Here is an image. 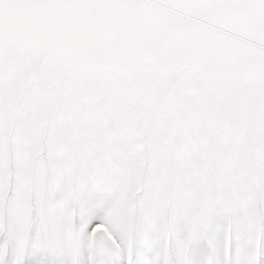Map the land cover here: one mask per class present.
<instances>
[{
	"label": "snow or ice",
	"instance_id": "6c2138e0",
	"mask_svg": "<svg viewBox=\"0 0 264 264\" xmlns=\"http://www.w3.org/2000/svg\"><path fill=\"white\" fill-rule=\"evenodd\" d=\"M0 264H264V0H0Z\"/></svg>",
	"mask_w": 264,
	"mask_h": 264
}]
</instances>
